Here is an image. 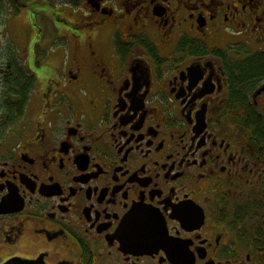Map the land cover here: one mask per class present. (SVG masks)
<instances>
[{"label": "flooded vegetation", "instance_id": "1", "mask_svg": "<svg viewBox=\"0 0 264 264\" xmlns=\"http://www.w3.org/2000/svg\"><path fill=\"white\" fill-rule=\"evenodd\" d=\"M0 264H264V0H0Z\"/></svg>", "mask_w": 264, "mask_h": 264}, {"label": "trees", "instance_id": "2", "mask_svg": "<svg viewBox=\"0 0 264 264\" xmlns=\"http://www.w3.org/2000/svg\"><path fill=\"white\" fill-rule=\"evenodd\" d=\"M263 65L262 62L258 60H253L249 62L247 66L243 68V80L244 85L253 84L256 81L257 76L255 75L257 72L262 71L261 66Z\"/></svg>", "mask_w": 264, "mask_h": 264}, {"label": "rangeland", "instance_id": "3", "mask_svg": "<svg viewBox=\"0 0 264 264\" xmlns=\"http://www.w3.org/2000/svg\"><path fill=\"white\" fill-rule=\"evenodd\" d=\"M46 49H48V50H46V53L53 52L57 49L56 51L58 54H64V55L68 54V48L66 45H63V44L62 45L49 46Z\"/></svg>", "mask_w": 264, "mask_h": 264}]
</instances>
